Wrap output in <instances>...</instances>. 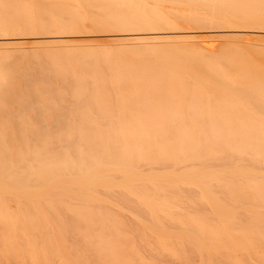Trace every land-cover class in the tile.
<instances>
[{"label": "bare ground", "instance_id": "6f19581e", "mask_svg": "<svg viewBox=\"0 0 264 264\" xmlns=\"http://www.w3.org/2000/svg\"><path fill=\"white\" fill-rule=\"evenodd\" d=\"M11 23L48 64L0 53V264H264V0H0Z\"/></svg>", "mask_w": 264, "mask_h": 264}, {"label": "rangeland", "instance_id": "374dc122", "mask_svg": "<svg viewBox=\"0 0 264 264\" xmlns=\"http://www.w3.org/2000/svg\"><path fill=\"white\" fill-rule=\"evenodd\" d=\"M187 22H182L181 23V26H180V29H179V31L178 32H182V34H187V35H191V34H193V33H196V35L197 34H203L204 32H206L207 30H208V28H209V26H210V28L209 29H212V31H217V32H222L224 29H225V27L227 26V28H229L228 26H233V25H235L236 23H233V22H222V24L223 25H221V23H218V24H220V25H217V23H210V22H206L205 23V21H204V23H200V24H202V25H199V24H195V23H193L192 21H189L187 24H186ZM226 23L228 24V25H226ZM183 24H185L184 26H183ZM195 24V25H194ZM15 25V26H14ZM21 27H20V26ZM207 26V27H205V26ZM225 25V26H224ZM47 26V25H46ZM87 26V25H86ZM86 26H84L83 24H77V26L75 27V30L77 31V32H70V33H65L64 35H61L60 37H64V38H66V39H69V40H75L76 38H80L79 40H85V39H88V38H97V37H105L106 35H111V34H114V35H116V36H119V35H122L123 36V34L124 33H122V32H125V31H116V30H119V29H121V28H119V27H114V26H112V25H104V24H101V25H92L91 26V24H89V26H88V28L86 27ZM112 26V27H111ZM201 26V27H200ZM214 26V27H213ZM216 26L218 27V26H220V29H219V27H218V29H215L216 28ZM224 26V27H223ZM91 27H93L92 28V30L90 29ZM185 27H186V29H185ZM202 27H203V29H202ZM224 28V29H222V28ZM110 28V29H109ZM116 28H118V29H116ZM207 28V29H206ZM214 28V29H213ZM6 29V30H5ZM5 29H1L0 28V53H6L7 52V54H12L13 56L12 57H7V58H5V60H3L2 62H3V65H4V67H8V69H9V71H12V70H14V72L15 71H17V66H16V64H23V65H26L27 67H31V68H35V67H37V64H40L41 63V65H44L43 67H45L47 64H48V61H47V59H43L42 57L40 58V59H42L41 61H40V59L39 58H29L30 56H29V53H30V55L32 54L31 53V51L33 52H35L38 48H36V47H34L35 45H33L32 47H34V48H32V47H30V49H29V45L31 46V43H28V42H32L34 39H37L38 37H35L33 34H30V33H32V32H35L33 29H31L29 26H24V25H22V24H18V25H16V24H9ZM108 29V30H107ZM122 29H126L125 27H123ZM262 29V28H261ZM85 30V31H84ZM113 30V31H112ZM222 30V31H221ZM263 30H264V28H263ZM86 31H89V32H86ZM116 31V32H115ZM114 32V33H113ZM121 32V33H120ZM201 32V33H200ZM105 35V36H104ZM195 35V34H194ZM260 37H259V36ZM258 35H255V37H254V39L258 42V43H260V46L259 45H257L256 47H254V48H252L253 50H255V51H257L258 53H259V58L260 57H264V31H262L261 33H259ZM79 36V37H78ZM82 36H84V37H82ZM5 37V38H4ZM88 37V38H87ZM221 37V36H220ZM257 37V38H256ZM262 37V39H260ZM83 38H85V39H83ZM4 39V40H3ZM78 39H76V40H78ZM235 39V38H234ZM26 41H27V43H26ZM23 43H25V44H23ZM263 43V44H262ZM4 47H3V46ZM262 45V46H261ZM13 46V47H12ZM14 46H15V48H14ZM19 46H21V47H23V46H26L24 49L23 48H20ZM8 47V48H7ZM16 47H18V49L16 48ZM261 47V48H260ZM5 48V49H4ZM20 50L19 52L20 53H18V51H16V50ZM34 49V50H33ZM36 49V50H35ZM221 49V47L218 49V51ZM22 50H24L25 52H23ZM15 51V52H14ZM21 51L23 52L22 54H21ZM27 51V52H26ZM15 53V54H14ZM19 54H21V55H19ZM23 54H25L24 55V58H23ZM32 57V56H31ZM34 59V60H33ZM37 59H39V60H37ZM262 59H264V58H262ZM31 60V61H30ZM33 60V61H32ZM45 60V61H44ZM261 60V59H260ZM27 63H26V62ZM34 61H36V63L34 62ZM264 61V60H263ZM263 61L261 60V62L263 63ZM33 62H34V64L35 65H33ZM11 63V64H10ZM30 63V64H29ZM42 63H46V65L45 64H42ZM14 65V67H13V65ZM9 65H10V67H12V68H10L9 67ZM31 65V66H30ZM32 65H33V67H32ZM41 65H38V66H41ZM11 69V70H10ZM14 72L12 71V72H10V75H13V76H15V75H17L16 77L17 78H19V79H23L22 77V75H20L19 74V72H17L16 74H14ZM22 76V77H21ZM26 113H27V110H26ZM125 219H126V222L127 223H129L130 222V220L128 221L127 220V217H125ZM124 219V220H125ZM161 259H163V261H160L161 262V264H182V263H180V262H174V261H172L171 259H168V258H161ZM160 259V260H161ZM163 262V263H162ZM193 262L194 263H196V259H193Z\"/></svg>", "mask_w": 264, "mask_h": 264}]
</instances>
